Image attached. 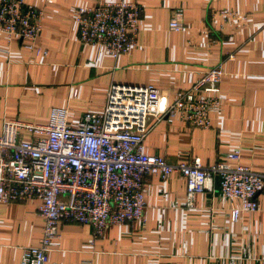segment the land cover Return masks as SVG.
I'll use <instances>...</instances> for the list:
<instances>
[{"label": "crops", "instance_id": "0c3cea01", "mask_svg": "<svg viewBox=\"0 0 264 264\" xmlns=\"http://www.w3.org/2000/svg\"><path fill=\"white\" fill-rule=\"evenodd\" d=\"M98 1L22 0L42 11L35 40L40 54L0 33V127L3 120L44 124L51 107H65L73 126L83 112H101L111 83L154 85L169 99L187 89L206 67L220 64V106L206 128L176 118L147 119L145 154L168 163L197 157L201 165L224 161L239 149V163L253 171L264 163V0H123L141 7L134 47L112 59L98 45L81 44L72 21L77 7ZM174 8L183 27L170 30ZM245 15L239 27L218 29V11ZM43 52V54H42ZM28 140L31 134L20 131ZM183 178L172 173L143 182L140 221L105 227L91 240V228L61 223L59 239L45 264H264V182L255 194L256 210L229 219L238 199L223 197L214 179L211 191L194 194L184 207ZM38 199L0 203V264H19L20 249L41 237Z\"/></svg>", "mask_w": 264, "mask_h": 264}, {"label": "built area", "instance_id": "2783aa9c", "mask_svg": "<svg viewBox=\"0 0 264 264\" xmlns=\"http://www.w3.org/2000/svg\"><path fill=\"white\" fill-rule=\"evenodd\" d=\"M141 7L128 1H98L91 7H77L72 21L76 39L98 45L115 59L134 47ZM181 9L174 8L168 20L170 30L183 27ZM218 29L239 27L245 15L218 11ZM42 11L22 0H0V33L24 42L40 54L35 40ZM43 54V52H42ZM220 64L200 71L193 83L169 99L164 88L154 85L111 83L101 112H83L76 123L67 122L65 107H51L44 124L3 120L0 127V203L38 199L37 214L42 232L35 246L20 249L19 264H45L48 252L59 239L61 223L91 228V240L105 227L140 221L144 206L143 182L148 175L164 180L177 173L185 185L184 207L192 208L193 196L211 191L217 180L220 194L238 199L229 219L236 223L242 213L256 210L255 194L264 182V163L253 171L239 163V149L224 154L223 160L203 166L197 157L168 163L163 156L145 154L142 141L147 119L176 118L188 126L206 128L209 114L219 106ZM26 131L30 139L19 133Z\"/></svg>", "mask_w": 264, "mask_h": 264}]
</instances>
